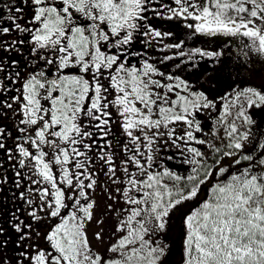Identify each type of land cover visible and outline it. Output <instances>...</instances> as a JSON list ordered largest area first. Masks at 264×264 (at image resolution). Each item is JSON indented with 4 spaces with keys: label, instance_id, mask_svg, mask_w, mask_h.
I'll use <instances>...</instances> for the list:
<instances>
[{
    "label": "snow or ice",
    "instance_id": "1",
    "mask_svg": "<svg viewBox=\"0 0 264 264\" xmlns=\"http://www.w3.org/2000/svg\"><path fill=\"white\" fill-rule=\"evenodd\" d=\"M237 42L264 58V0H0V264H169L201 186L179 264H264V90L177 72Z\"/></svg>",
    "mask_w": 264,
    "mask_h": 264
},
{
    "label": "rangeland",
    "instance_id": "2",
    "mask_svg": "<svg viewBox=\"0 0 264 264\" xmlns=\"http://www.w3.org/2000/svg\"><path fill=\"white\" fill-rule=\"evenodd\" d=\"M167 26H163V28H166ZM168 27H171L168 25ZM205 39V38H204ZM203 38L198 39V38H193V39H188L184 38L186 40V43L190 44V47H185V51L187 52L189 49L200 47L203 49H216L217 47H221L223 42H220L219 40H211L208 39L207 41H203ZM234 46H237L238 43H234ZM232 52H235L234 48H231ZM228 51L227 49L225 50L224 58L221 59L220 63L217 65L216 61L214 59L207 60L209 62V66L204 67L203 69H199L197 67V70L192 66V63L190 62L189 67L190 73L188 72L187 69H184L183 71H180L179 74L182 76H194L195 79L191 82L190 84L194 85L198 90L201 91H206L210 97H217V89L219 90H224L221 84L223 81L228 88L226 89H233L237 86L243 88V87H255L256 89L259 90H264V58L259 57L255 53H249L248 57L245 58L241 62V64H234L231 60L228 58ZM201 59V57H198ZM224 63V65H230V69L226 68L224 71H220V65ZM197 79V80H196ZM216 94V95H214ZM234 95V94H233ZM218 106L221 103L219 100L217 101ZM256 110L260 113L262 117V122L258 119L257 115L255 114ZM248 114L252 116V118L255 121V125L253 126L252 131L256 133L257 135H262L264 134V106L260 108H250L248 109ZM213 115H216V113H213ZM254 116V117H253ZM204 122L211 127L212 121L208 120L207 117H204ZM258 126V127H256ZM207 130V129H206ZM188 173L184 174L187 175ZM206 186H201V191L198 194V200H193V201H187L183 207H181L178 211H176L173 214V219H172V229L169 233L170 235V243L174 245V234H178V237H180V241L178 243V248L175 250L174 254L171 258H169V263L170 264H179L176 260L179 257L180 260V252H181V221L184 216L188 211L191 209L195 208L198 206V202L202 201L205 199L208 195L205 194ZM207 189V188H206ZM105 194L101 189H97V191L93 194L94 199H96L97 204L100 206L102 209L104 204L110 201L106 200V195H101ZM99 210V209H98ZM95 230V227L90 228L89 234L91 235L92 232ZM177 253L179 255L177 256Z\"/></svg>",
    "mask_w": 264,
    "mask_h": 264
},
{
    "label": "trees",
    "instance_id": "3",
    "mask_svg": "<svg viewBox=\"0 0 264 264\" xmlns=\"http://www.w3.org/2000/svg\"><path fill=\"white\" fill-rule=\"evenodd\" d=\"M173 25H175L174 23H173ZM172 26V25H171ZM182 30H183V28L181 29V32H182ZM176 37L177 38H179V39H181L182 38V35L181 34H177L176 35ZM198 39H201V38H203V37H197ZM204 39V38H203ZM208 39L207 38H205L203 41H207ZM212 40V39H211ZM220 42H223V40H219ZM238 43V42H237ZM231 48H234L235 49V52H232V50H231ZM231 48L230 49H227V51H228V58H229V60H231L234 64H241V62H244L243 60L245 59V58H247L248 57V55L247 56H245V54H244V51H242L241 49H240V47L237 45V46H234V45H232L231 46ZM242 65V64H241ZM230 65H224V63H222L221 65H220V71H224L226 68H229L230 69ZM201 70V69H200ZM194 79H195V77L194 76H192ZM197 80V79H196ZM189 82H191L192 80H188ZM221 84H222V86L221 87H223L224 88V90H219V89H217V93L216 94H218L217 95V97H219V96H223V95H225V93H230L231 92V90L232 89H226V88H228V86L222 81L221 82ZM216 94H214V95H216ZM255 114L257 115V117H258V119L260 120V122H262V117H261V115H260V113L258 112V110H256V112H255ZM254 117V116H253ZM256 127H258V126H256ZM171 163V162H170ZM185 167L186 166H181V165H176L175 166V169L174 170H176V171H179V172H181L182 174H186L187 172L185 171ZM208 187L209 186H206L205 187V189L204 190H206V192H205V194H207L208 193ZM207 188V189H206ZM101 195H106V194H101ZM168 238H169V242H170V235L168 236ZM180 239V237H178V234H174V240H175V242H174V245L173 244H171L172 245V249H171V254H172V256L175 254L176 255V253H174L175 252V250H177V248H178V243H179V240ZM171 254H170V256H171ZM179 255V253H177V256ZM169 256V258H171ZM169 258H168V261H169ZM178 260H176L177 262H179V257L177 258ZM170 264V263H169Z\"/></svg>",
    "mask_w": 264,
    "mask_h": 264
},
{
    "label": "flooded vegetation",
    "instance_id": "4",
    "mask_svg": "<svg viewBox=\"0 0 264 264\" xmlns=\"http://www.w3.org/2000/svg\"><path fill=\"white\" fill-rule=\"evenodd\" d=\"M154 23H156L158 26L160 25V21H154ZM168 25L169 24H167V23H165V24H163V26H167L166 28H164V29H168L169 27H168ZM181 29H182V27L181 28H177L175 25H172L171 26V30L177 35V34H181L182 35V38L181 39H184V38H186L184 35H183V32H184V30H182V32H181ZM175 38H177V37H175ZM178 40H179V38H177V42H178ZM166 42H168L167 40H166ZM186 46L187 47H190V44H188V43H186ZM220 48V46L219 47H217L216 49H219ZM207 60L209 61V60H211V59H209V58H207V57H203V58H201V59H199L198 57H196L195 58V60H193V61H191V63H192V65H194V68L197 70V67H199V69H203L204 67H207V66H209V62H207ZM170 64H171V62H170ZM184 69H187L188 70V72L190 73V69H191V67H189V66H184ZM165 70H170V66H169V68L168 69H165ZM177 72H178V74H179V72H180V70H177ZM180 75V74H179ZM182 76V75H181ZM183 78H185L186 80H193V78L192 77H190V76H182Z\"/></svg>",
    "mask_w": 264,
    "mask_h": 264
}]
</instances>
